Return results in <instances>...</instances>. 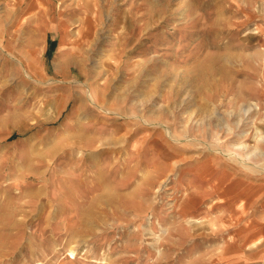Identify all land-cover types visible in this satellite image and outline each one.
Wrapping results in <instances>:
<instances>
[{
  "label": "rangeland",
  "instance_id": "obj_1",
  "mask_svg": "<svg viewBox=\"0 0 264 264\" xmlns=\"http://www.w3.org/2000/svg\"><path fill=\"white\" fill-rule=\"evenodd\" d=\"M263 135L264 0H0V264H264Z\"/></svg>",
  "mask_w": 264,
  "mask_h": 264
},
{
  "label": "bare ground",
  "instance_id": "obj_2",
  "mask_svg": "<svg viewBox=\"0 0 264 264\" xmlns=\"http://www.w3.org/2000/svg\"><path fill=\"white\" fill-rule=\"evenodd\" d=\"M87 2H90V0H86ZM98 31V30H97ZM91 96H92V98H94V100L95 101H98V100H96L98 97H97V93H91ZM97 106L99 107V108H102L101 107V105H99V104H97ZM108 111H111V110H108ZM114 112V111H113ZM115 114H118V116L119 115H121L122 113H120L119 111L118 112H114ZM153 123H155V122H153ZM157 124H160L161 126H164V128H165V130L167 131V133H169V126L166 124V123H163V122H161V123H157ZM114 132V131H113ZM115 136V135H114ZM176 140H178V138H175ZM260 140H262L263 142H264V135L263 136H261V138H260ZM93 142V141H92ZM92 142L90 143V144H88L90 147H93V144H92ZM239 148H242V149H244V148H246V145L245 144H241L240 146H239ZM217 150H221V149H217ZM221 152H223V150H221ZM90 153H93L94 154V152H90ZM224 153H226V152H224ZM261 154H262V156L264 157V152L262 151L261 152ZM225 155H227V157L230 159V160H235V161H239L243 166H245V167H247V168H255V169H257L256 171H258V169H264V163H262V164H257V163H255L256 165H251L250 164V162H247V161H245L244 159H242V158H240L236 153H230V154H228V153H226ZM69 157V156H72V154L71 153H67V154H63V158H66V157ZM59 157V156H58ZM75 157V159L77 158L78 160H81V161H83V160H87V159H89L88 157H89V153L87 154L86 152H83V150L81 151V150H79V152L77 153V155L76 156H74L73 155V157H71V158H74ZM70 158V157H69ZM76 159V160H77ZM104 160V159H103ZM77 162V161H76ZM87 166H88V169L90 170V176H93L94 178H99V174L101 173V172H104V169L100 166V167H98V166H95V165H89V164H86ZM115 165V164H114ZM76 167H78V166H76ZM82 167V166H81ZM81 167H79V168H81ZM78 168V169H79ZM252 169V170H253ZM75 170V169H74ZM206 171H208L209 172V170H208V168H206V170L204 171V173H202V175H203V177L204 176H206L207 177V172ZM63 172H64V170H63ZM88 172V171H87ZM91 172H93L92 174H91ZM206 172V173H205ZM228 172V170L227 169H223V170H221L219 173H218V175H217V177H216V179L214 180V182H213V184H212V188L216 191V190H218L219 188H220V186H221V182L223 181V180H225V178H226V173ZM66 174V173H65ZM68 175V174H67ZM89 175V174H88ZM78 176H79V178L76 180V181H74V182H72L69 186H67V183H63V182H61L60 183V186L59 187H61V191L59 192L62 196H64V198L65 199H68L69 197H73V195L72 194H75L76 195V197H77V203L79 204L80 202H82V197H81V194L79 193V189H84V182H85V176H86V173L84 172V174L82 173V170H81V172L78 174ZM83 176V179H81V177ZM117 176V175H116ZM202 178V177H201ZM48 179V178H47ZM46 178L44 179V181H48ZM89 180V179H88ZM96 180V179H95ZM116 180H118V176H117V178H116ZM71 181V180H70ZM89 181H93L92 179L91 180H89ZM99 181V180H98ZM101 181V180H100ZM103 182V181H102ZM101 182V183H102ZM100 183V182H99ZM103 184V183H102ZM107 184V183H106ZM45 186H47V182L45 183ZM49 186V185H48ZM47 186V187H48ZM85 186L88 188V190L90 191V193H91V195H93L94 194V192L96 191V190H98L99 188L100 189H102V190H104L102 187H103V185H98V187H96V185H86L85 184ZM40 187V186H39ZM43 188V185H42V187H41V189ZM113 188V187H112ZM40 189V190H41ZM72 189V190H71ZM77 189V190H76ZM114 193V192H113ZM233 192H231V193H229V189H223V191H221V194H223V196L225 197V198H223V203H231L232 202V200L234 199V197H236L237 196V194L234 192V194L233 195H231ZM85 194V193H84ZM110 194V193H109ZM88 195H89V193H88ZM91 195H90V197H91ZM111 196V194L109 195V197ZM113 196V195H112ZM83 197H85V196H83ZM96 197V196H95ZM93 198V203L95 202V200H96V198ZM63 198V197H62ZM95 199V200H94ZM61 200V199H60ZM62 201H64V200H62ZM83 201H84V199H83ZM91 202V203H92ZM64 203V202H63ZM97 203V202H96ZM95 203V204H96ZM90 206H92L91 204H89ZM97 205V204H96ZM93 207H94V204H93ZM96 207H98V206H96ZM90 209H92L91 207H90ZM89 209V210H90ZM98 209V208H97ZM113 209V208H112ZM77 210V209H76ZM66 211V210H65ZM95 211H97V210H95ZM112 211V210H111ZM90 212H91V210H90ZM90 212H89V214H90ZM113 213H115L114 215H118V213L116 212V210H114V211H112ZM78 213V212H77ZM82 213H83V211H82ZM84 213H86V214H88V212H85V209H84ZM83 213V214H84ZM91 213H93V212H91ZM64 214V213H63ZM82 218V217H81ZM83 220V219H82ZM83 223H84V221H83ZM68 225V224H67ZM87 225V224H86ZM66 229V228H65ZM83 232V231H82ZM69 235V234H68ZM78 239V238H77ZM90 240V239H89ZM77 242V241H76ZM82 243V242H81ZM72 246V245H71ZM71 246L69 247V248H67V249H69V251H71V253L74 255V250L71 248ZM75 248H76V246H74ZM70 253V254H71Z\"/></svg>",
  "mask_w": 264,
  "mask_h": 264
},
{
  "label": "crops",
  "instance_id": "obj_3",
  "mask_svg": "<svg viewBox=\"0 0 264 264\" xmlns=\"http://www.w3.org/2000/svg\"><path fill=\"white\" fill-rule=\"evenodd\" d=\"M263 211H264V210H263ZM263 211H262V212H263ZM257 242H259V241L257 240Z\"/></svg>",
  "mask_w": 264,
  "mask_h": 264
}]
</instances>
